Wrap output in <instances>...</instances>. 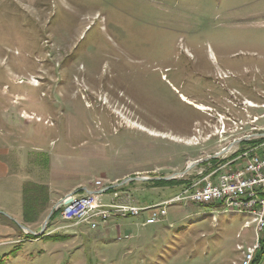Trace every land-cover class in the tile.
<instances>
[{
    "label": "rangeland",
    "instance_id": "374dc122",
    "mask_svg": "<svg viewBox=\"0 0 264 264\" xmlns=\"http://www.w3.org/2000/svg\"><path fill=\"white\" fill-rule=\"evenodd\" d=\"M261 133L264 0H0V264H264L251 215L191 200L100 230L55 209L41 233L98 180L146 177L119 201L157 204L260 143L180 176L189 163ZM27 182L50 194L32 223Z\"/></svg>",
    "mask_w": 264,
    "mask_h": 264
},
{
    "label": "built area",
    "instance_id": "2783aa9c",
    "mask_svg": "<svg viewBox=\"0 0 264 264\" xmlns=\"http://www.w3.org/2000/svg\"><path fill=\"white\" fill-rule=\"evenodd\" d=\"M264 142L248 148L227 163L213 169L208 175L184 189L177 196L153 205L120 202L122 191L98 180L96 187L80 193H71L62 199L60 217L67 226H87L93 230L109 227L114 218L140 216L146 213L145 225L158 224L168 215L169 207L178 201L191 200L201 204H218L222 208L235 207L259 212L258 227H264ZM241 165L227 169L236 161ZM105 196L109 198L106 199ZM253 258L249 251L247 264Z\"/></svg>",
    "mask_w": 264,
    "mask_h": 264
},
{
    "label": "trees",
    "instance_id": "16d2710c",
    "mask_svg": "<svg viewBox=\"0 0 264 264\" xmlns=\"http://www.w3.org/2000/svg\"><path fill=\"white\" fill-rule=\"evenodd\" d=\"M264 142V137L259 139H254L250 141H244L242 145L246 144H257ZM240 146V147H241ZM219 159H212V161H218ZM205 164V163H204ZM174 179L170 180H159L162 183L174 182ZM125 187V186H124ZM50 201L49 189L46 185L27 182L23 187V220L25 223L36 222L40 219L41 214L47 209ZM61 209H57L54 215L56 218L60 215Z\"/></svg>",
    "mask_w": 264,
    "mask_h": 264
},
{
    "label": "water",
    "instance_id": "95a60500",
    "mask_svg": "<svg viewBox=\"0 0 264 264\" xmlns=\"http://www.w3.org/2000/svg\"><path fill=\"white\" fill-rule=\"evenodd\" d=\"M257 137H264V133L247 135V136H244L242 138L236 139L232 143H230L228 146H226L225 148H223L221 151L215 153L214 155L209 156V157H207L205 159H200V160L193 161V162L189 163V165L187 166V168L185 169V171H183L179 175L180 176H183L186 172H188L190 169H192V167H194L195 165H199V164H201L204 161H208V160L213 159V158H219V157H222V156H226L234 148H236L238 145H240L242 142L249 141V140H252V139L257 138ZM174 178H177V176L176 175H170V176H167V177H163V179H165V180H170V179H174ZM145 180H148V178H146V177H139V176H136V177H128V178H126L124 181H122L120 183H115L114 185L107 187L106 190H109V189L115 188V187H119V186H123V185L128 184V183L133 182V181H145ZM85 190H87V189H85ZM61 205H62V200H60L55 205L54 209L51 211V213L47 217L45 223L43 224L41 233L46 230L47 223L50 220V218H51L54 210L55 209H59L61 207ZM19 225L22 228L29 230V232L35 233V232L31 231L28 227H26V226H24V225H22L20 223H19Z\"/></svg>",
    "mask_w": 264,
    "mask_h": 264
},
{
    "label": "bare ground",
    "instance_id": "6f19581e",
    "mask_svg": "<svg viewBox=\"0 0 264 264\" xmlns=\"http://www.w3.org/2000/svg\"><path fill=\"white\" fill-rule=\"evenodd\" d=\"M144 130V129H143ZM226 211H234V212H242V213H248L253 217V219L256 221V225H258L259 221V212L256 210H247V209H240V208H235V207H225L224 208ZM254 221V222H255Z\"/></svg>",
    "mask_w": 264,
    "mask_h": 264
},
{
    "label": "crops",
    "instance_id": "0c3cea01",
    "mask_svg": "<svg viewBox=\"0 0 264 264\" xmlns=\"http://www.w3.org/2000/svg\"><path fill=\"white\" fill-rule=\"evenodd\" d=\"M4 151H5V149H1L0 148V154H2V153H4ZM1 166H3L2 168H3V170H2V168H1ZM0 170H2L3 171V173H5V170H4V163H2V162H0ZM127 184H125L124 186H126ZM127 187V186H126ZM22 218H23V214H22V217H21V221H22ZM18 221H20V219L18 220ZM1 226V225H0ZM1 229H4V227H0V230Z\"/></svg>",
    "mask_w": 264,
    "mask_h": 264
}]
</instances>
